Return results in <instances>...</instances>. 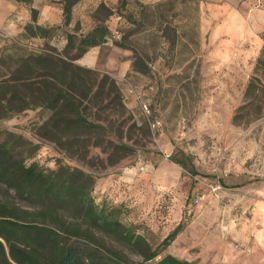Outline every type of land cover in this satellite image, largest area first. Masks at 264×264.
Wrapping results in <instances>:
<instances>
[{
    "label": "rangeland",
    "instance_id": "rangeland-1",
    "mask_svg": "<svg viewBox=\"0 0 264 264\" xmlns=\"http://www.w3.org/2000/svg\"><path fill=\"white\" fill-rule=\"evenodd\" d=\"M125 4L128 6L113 12L103 5L106 10L99 15L97 7L93 15L119 17L115 30L122 38L118 41L126 37L130 47L118 48L113 42L101 48L97 53L100 67H116L133 59L132 50L150 67L149 73L135 78L153 95L151 117L137 103L127 102L131 123L149 126V131L137 130L130 140L139 143L134 146L136 152L120 159L106 145L92 147L87 153L80 149L74 155L61 151L37 136L35 116L30 112L0 120V139L12 133L34 146L44 145L43 150L52 148L39 162L44 170L63 163L93 174L96 203L123 204L128 210L124 222L140 225L152 248L183 223L182 233L156 261L171 254L198 264H240L248 246L264 245V114L255 105L242 113L240 122L233 120L245 104L251 78H259L264 85V31L260 52L254 37H247L243 47L227 56L228 68L218 72L209 56L213 46L201 37V19H181V6L173 8L171 2L143 9L138 0H125ZM159 15L163 19H156ZM4 48L22 52L48 49L43 42L25 39L10 40ZM5 73L0 71V75ZM156 117L163 121L160 129L151 127ZM183 121L186 130L181 128ZM124 134L129 137L127 127ZM109 158L115 164L110 165ZM141 165L148 167L146 173L137 171ZM0 200L13 201V194H7L1 185ZM18 204L25 208L24 203ZM98 239L125 263L143 262L138 250L106 237Z\"/></svg>",
    "mask_w": 264,
    "mask_h": 264
},
{
    "label": "trees",
    "instance_id": "trees-1",
    "mask_svg": "<svg viewBox=\"0 0 264 264\" xmlns=\"http://www.w3.org/2000/svg\"><path fill=\"white\" fill-rule=\"evenodd\" d=\"M62 1L65 26L76 0ZM102 10L106 9L100 5L96 15ZM94 17L98 22L88 33H65L62 52L69 53V58L52 49L22 52L4 48L8 53L1 55L0 61V71L6 72L0 75V120L30 112L35 116L37 136L61 151L74 155L80 149L87 153L92 147L106 145L124 159L136 152L134 146L139 143H130L136 131L146 133L149 126L131 123L127 102L132 97L115 79L73 63L90 48L100 45L114 42L118 48L130 49L126 37L124 41L112 40L104 19ZM24 30L26 36L40 38L50 37L53 31L32 25ZM132 52L134 77L149 73L146 60ZM261 62L259 59L258 64ZM145 93L153 99L152 93L146 89ZM263 98L264 85L254 76L234 122H240L244 118L242 113L255 105L263 115ZM41 114L44 116L39 120ZM126 127L129 137L124 134ZM43 147L12 133L0 139V185L7 194H13V201L0 200V264H127L112 255L99 236L138 250L143 257L141 264H198L171 254L156 261L182 233L183 223L152 248L140 232V225L124 222L128 210L123 204L96 203L93 174L63 163L52 170L42 169L39 162L53 151ZM25 151L29 153L26 155ZM109 159L110 165L115 164ZM171 160L188 168L184 161L174 157ZM18 203H24L25 208Z\"/></svg>",
    "mask_w": 264,
    "mask_h": 264
},
{
    "label": "crops",
    "instance_id": "crops-1",
    "mask_svg": "<svg viewBox=\"0 0 264 264\" xmlns=\"http://www.w3.org/2000/svg\"><path fill=\"white\" fill-rule=\"evenodd\" d=\"M138 2L142 9L158 8L162 4L171 2L173 8L177 5L181 6L182 12L179 14L181 19H201V37L209 40L213 46L209 56L214 59L213 67L218 72L228 68L227 56L232 54L233 49L243 47L247 37H254L255 49L258 52L262 47L260 34L264 31V4L256 8L254 0H138ZM100 5L106 6L111 12L116 7L128 6L125 0H76L71 5L68 21L64 26L62 0H31L28 3L0 0V53H8L4 46L10 40L25 39L32 43L43 42L48 49L62 56L66 46L65 33L76 31L79 34H86L91 31L98 22L93 13ZM156 19H163V17L159 15ZM104 20L109 33L115 32L116 23L120 21L119 17ZM28 25L53 29V31L47 38L28 37L24 30ZM105 46L108 45L90 48L73 63L111 76L124 91H127L130 85L137 83L135 77L139 76L138 74L134 77L133 59H128L127 62L120 63L116 67L108 64L100 67L97 53ZM119 51L127 53L126 50ZM129 103L133 105L137 102L130 98ZM248 247L247 251H243L244 255L240 264H264V245Z\"/></svg>",
    "mask_w": 264,
    "mask_h": 264
},
{
    "label": "built area",
    "instance_id": "built-area-1",
    "mask_svg": "<svg viewBox=\"0 0 264 264\" xmlns=\"http://www.w3.org/2000/svg\"><path fill=\"white\" fill-rule=\"evenodd\" d=\"M264 4V0H254V5L256 8L262 7ZM122 38L119 32L115 31L111 34V39L114 41H118ZM128 95L131 96L139 105L142 113L147 117H151V98H148L145 89L143 86H134L130 85L127 89ZM182 130H186V122L183 121ZM163 126V121L161 119H155L151 123V127L153 129H160ZM138 172L146 173L148 171V167L146 165H141L137 168Z\"/></svg>",
    "mask_w": 264,
    "mask_h": 264
}]
</instances>
